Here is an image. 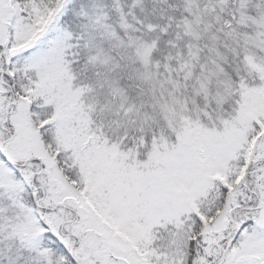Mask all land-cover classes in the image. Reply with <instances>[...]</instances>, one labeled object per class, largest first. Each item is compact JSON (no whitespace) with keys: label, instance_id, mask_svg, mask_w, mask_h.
Instances as JSON below:
<instances>
[{"label":"snow or ice","instance_id":"snow-or-ice-1","mask_svg":"<svg viewBox=\"0 0 264 264\" xmlns=\"http://www.w3.org/2000/svg\"><path fill=\"white\" fill-rule=\"evenodd\" d=\"M0 264H264V0H0Z\"/></svg>","mask_w":264,"mask_h":264}]
</instances>
